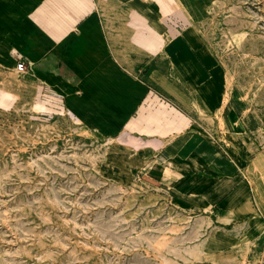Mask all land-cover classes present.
I'll return each instance as SVG.
<instances>
[{
    "label": "rangeland",
    "instance_id": "1",
    "mask_svg": "<svg viewBox=\"0 0 264 264\" xmlns=\"http://www.w3.org/2000/svg\"><path fill=\"white\" fill-rule=\"evenodd\" d=\"M186 1L212 78L180 76L204 97L223 89L210 137L240 152L256 221L189 208L186 191L135 176L119 139L0 67V264H264V0Z\"/></svg>",
    "mask_w": 264,
    "mask_h": 264
},
{
    "label": "crops",
    "instance_id": "2",
    "mask_svg": "<svg viewBox=\"0 0 264 264\" xmlns=\"http://www.w3.org/2000/svg\"><path fill=\"white\" fill-rule=\"evenodd\" d=\"M188 7L186 0H0V67L27 60L44 97L61 101L86 131L120 140L135 176L186 191L189 208L221 205L226 220L254 222L240 152L234 157L210 137L223 89L204 97L180 76L212 78L206 46L202 59L194 53L206 40Z\"/></svg>",
    "mask_w": 264,
    "mask_h": 264
},
{
    "label": "built area",
    "instance_id": "3",
    "mask_svg": "<svg viewBox=\"0 0 264 264\" xmlns=\"http://www.w3.org/2000/svg\"><path fill=\"white\" fill-rule=\"evenodd\" d=\"M17 65H16V71L19 73V74H26L30 71H32V68H30V63L27 62V60L25 59H19L17 61Z\"/></svg>",
    "mask_w": 264,
    "mask_h": 264
},
{
    "label": "bare ground",
    "instance_id": "4",
    "mask_svg": "<svg viewBox=\"0 0 264 264\" xmlns=\"http://www.w3.org/2000/svg\"><path fill=\"white\" fill-rule=\"evenodd\" d=\"M204 54H205V53H204ZM108 162H109L110 164H112V165H115V166H117L118 163H122L121 160H115L114 155L109 157ZM156 169H157V168H156ZM162 173H163V172H162ZM162 175H163V174H162ZM210 239H211V238H210Z\"/></svg>",
    "mask_w": 264,
    "mask_h": 264
}]
</instances>
